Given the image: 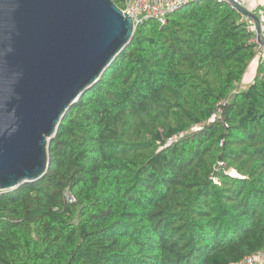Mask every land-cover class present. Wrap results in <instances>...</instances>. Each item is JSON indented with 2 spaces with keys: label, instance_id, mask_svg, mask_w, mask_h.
<instances>
[{
  "label": "trees",
  "instance_id": "16d2710c",
  "mask_svg": "<svg viewBox=\"0 0 264 264\" xmlns=\"http://www.w3.org/2000/svg\"><path fill=\"white\" fill-rule=\"evenodd\" d=\"M255 36L213 0L139 23L66 111L46 174L0 191V264H235L264 252V68L239 86Z\"/></svg>",
  "mask_w": 264,
  "mask_h": 264
},
{
  "label": "water",
  "instance_id": "95a60500",
  "mask_svg": "<svg viewBox=\"0 0 264 264\" xmlns=\"http://www.w3.org/2000/svg\"><path fill=\"white\" fill-rule=\"evenodd\" d=\"M256 36L264 44L259 19ZM113 0H0V191L42 178L68 108L132 40Z\"/></svg>",
  "mask_w": 264,
  "mask_h": 264
},
{
  "label": "built area",
  "instance_id": "2783aa9c",
  "mask_svg": "<svg viewBox=\"0 0 264 264\" xmlns=\"http://www.w3.org/2000/svg\"><path fill=\"white\" fill-rule=\"evenodd\" d=\"M200 0H124V7L122 10L127 13L136 25L148 19H156L162 24L167 21V14L187 4L198 2ZM219 2H226L232 7L233 4L242 6L241 0H213ZM242 18L249 24L250 28L256 32L255 23L251 16L243 14ZM253 41L258 42L257 36ZM67 200L72 202L74 199L67 194ZM263 252L247 255L235 264H259L260 256Z\"/></svg>",
  "mask_w": 264,
  "mask_h": 264
},
{
  "label": "crops",
  "instance_id": "0c3cea01",
  "mask_svg": "<svg viewBox=\"0 0 264 264\" xmlns=\"http://www.w3.org/2000/svg\"><path fill=\"white\" fill-rule=\"evenodd\" d=\"M241 2L242 6L246 10L254 14L259 19L261 34L262 38L264 39V0H241ZM259 67L264 68V44H261V48L259 49L256 57L252 60L249 67L247 68L246 74L243 77V83H241L242 88H245L246 84L253 79ZM247 74H249L250 78L245 80L244 78ZM243 84H245V86H243ZM260 264H264V252L262 254Z\"/></svg>",
  "mask_w": 264,
  "mask_h": 264
},
{
  "label": "rangeland",
  "instance_id": "374dc122",
  "mask_svg": "<svg viewBox=\"0 0 264 264\" xmlns=\"http://www.w3.org/2000/svg\"><path fill=\"white\" fill-rule=\"evenodd\" d=\"M252 67H253V66H252ZM248 78H250L249 74H247L246 77H245L244 79L246 80V79H248ZM242 83H243V82H242ZM244 83H245V82H244ZM241 85H242V84H240L239 86H241ZM239 86H238V87H239ZM243 86H245V84H243ZM231 175L236 176V174H234L233 172L231 173ZM262 254H263V253H262ZM262 254H261V256H260L259 264L261 263V257H262Z\"/></svg>",
  "mask_w": 264,
  "mask_h": 264
}]
</instances>
